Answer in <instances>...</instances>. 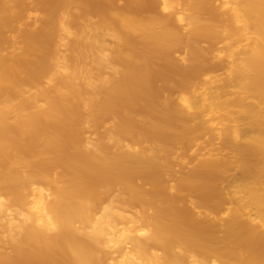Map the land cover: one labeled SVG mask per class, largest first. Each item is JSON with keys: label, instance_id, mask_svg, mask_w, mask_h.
<instances>
[{"label": "bare ground", "instance_id": "obj_1", "mask_svg": "<svg viewBox=\"0 0 264 264\" xmlns=\"http://www.w3.org/2000/svg\"><path fill=\"white\" fill-rule=\"evenodd\" d=\"M153 1L164 14L142 8L143 0H126L113 12L121 27L111 32L108 21L98 26L86 20L78 10L83 0H35L43 25L23 29L21 50L10 54L2 49L4 33L23 18L27 0H0V246L5 239L11 245L9 252L0 250V264H104L107 254L113 255L110 264H264V0H222L230 13L225 20L214 0ZM103 33L123 42L108 53ZM224 36L232 67L221 88L234 86L257 102L247 105L242 94L220 101V93L204 88L182 96L186 108L162 103L154 82L172 76L167 67L180 68L173 53L183 48L186 63H208L200 42ZM55 42L70 53L59 52ZM92 66L99 72L111 67L115 75L95 79ZM205 80L200 88L219 81ZM233 103L252 119L250 140L233 143L232 152L257 214L235 192L228 215L212 216L222 198L213 205L195 169L168 187L163 168L170 162L158 152L177 137V118L188 124L198 117L201 129L216 109L225 113L224 142L241 138L231 124ZM107 117L114 121L106 137L117 149L103 141L84 147L74 130ZM194 132L189 127L186 140ZM112 186L124 196L109 191L102 202L98 191ZM186 192L204 216L183 203ZM119 200L137 207L138 215L118 208Z\"/></svg>", "mask_w": 264, "mask_h": 264}, {"label": "rangeland", "instance_id": "obj_2", "mask_svg": "<svg viewBox=\"0 0 264 264\" xmlns=\"http://www.w3.org/2000/svg\"><path fill=\"white\" fill-rule=\"evenodd\" d=\"M49 1V0H47ZM126 0H83L82 4L78 7L79 12L86 14V20L88 22L94 23L95 25H100L102 20L108 21L110 27L108 30L116 31L121 27L120 20L115 17L113 12H117L124 5ZM216 8L219 11V19L225 20L229 18L230 13L224 8L222 0L213 1ZM142 8L152 11H162V5L156 6L153 0H143ZM130 12V11H127ZM205 13V12H204ZM140 13L137 14V16ZM141 15H143L141 13ZM139 15V16H141ZM44 13L38 7L35 0H27L26 7L24 9L23 18L21 20H14L11 26L4 33V40L2 42V49L5 53L19 52L23 46L22 41V30H38L41 28L44 22ZM178 29L183 35L187 34V27L185 22L179 21L177 24ZM75 30V29H74ZM102 30V29H101ZM105 36V43L107 47L106 52H110V49L119 45L122 41L115 39L111 33H103ZM228 39L224 36L213 42L202 41L200 46L202 50H205L209 57V62L205 63L203 61L197 64H189L184 60L186 56L185 50H177L173 53V58L178 62L180 68L177 67H167L169 72L172 74L167 80L162 81L161 79H156L154 82V87L159 91L160 100L162 103L170 102L171 100L176 102L179 108L184 107L188 103L182 101L183 95H188L192 97L197 92L204 91V88H211V92L220 93V101H235L238 96L246 97L245 103L253 104L257 102V98L253 97L249 93H240L241 91L234 87L228 86L221 88L223 80L230 77V69L232 67V60L229 57L230 50L228 47ZM54 47L64 55H68L70 50L66 46L57 45L54 43ZM86 65H92L91 55L89 54L86 59ZM95 67L92 66L90 69L94 70L95 79L107 80V78L115 75L114 70L111 67L103 69L99 72ZM211 78V81L219 79L208 87L200 88L205 84L206 80ZM182 81H187L188 85L186 88H180L178 85ZM106 82V81H105ZM212 86V87H210ZM219 87V88H217ZM167 104V103H166ZM189 109V108H188ZM230 110L235 112L234 118L236 122H232V125L238 126L241 130V138H233L230 143H225L222 139V134L224 132V127L222 123H226L224 120L225 113L223 110L216 109L210 113L212 119H207L200 128V121L198 117L191 116L189 123L187 124L182 118H177L175 121L174 132L177 137H175L172 143L167 146L162 147L158 156L162 161L170 162V165H166L163 168V175L168 187H174L179 178L182 175L189 174L194 169L200 173L196 177L198 180L202 181L208 186V197L212 198V203H220L222 198V204L219 207L218 213L212 212L211 215H221L227 216L229 211L236 205L234 202L235 192L237 195L243 198L244 201L248 202L247 193L242 188V183L246 179V173L238 165V157L233 154L232 150L234 148L233 143H244L250 140V136L253 135L251 128H249V123L252 122L250 114L243 111L234 103L231 105ZM140 119V117H139ZM114 119L107 117L101 120L98 126H94L91 123L84 124V128L81 131L74 130L77 135H81V142L84 147L87 146L88 142L99 143L103 141V145L111 151H115L116 146L108 139V133L111 131ZM228 123V122H227ZM194 128L195 132L189 138L187 137L188 128ZM128 145L134 146L131 141L125 140ZM150 154L153 153L150 145L147 147ZM203 163L208 164L207 170H202L201 165ZM200 176V177H199ZM33 185H29L26 189L28 194L31 193ZM119 187H104L100 189L99 195H101L102 202H108L110 195L109 191H112L111 196L118 195V199L124 194L120 193ZM128 197V195L126 196ZM196 197L191 193L183 194V203L188 205V209L195 215L200 217L204 216L205 209L203 207L195 206L194 202ZM117 207L124 209L125 213L131 216L138 215V208L129 206L124 200H119L116 203ZM248 209L257 214L255 205L248 202ZM254 215L251 217L253 218ZM4 228L0 226V236L4 237ZM140 237L144 234L138 233ZM5 242L1 243L0 250L4 252L11 251V245L6 239ZM107 259L104 264H110L113 255L107 254Z\"/></svg>", "mask_w": 264, "mask_h": 264}]
</instances>
